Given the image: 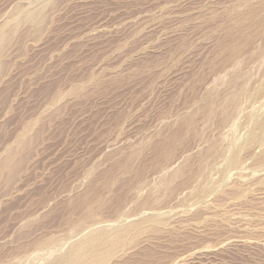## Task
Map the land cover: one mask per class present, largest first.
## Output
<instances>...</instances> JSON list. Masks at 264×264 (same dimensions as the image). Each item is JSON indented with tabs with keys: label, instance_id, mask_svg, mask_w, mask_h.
<instances>
[{
	"label": "rangeland",
	"instance_id": "obj_1",
	"mask_svg": "<svg viewBox=\"0 0 264 264\" xmlns=\"http://www.w3.org/2000/svg\"><path fill=\"white\" fill-rule=\"evenodd\" d=\"M240 1L0 0V264H29L44 238L72 237L62 250L87 229L138 222L147 230L112 264H264V169L249 143L264 69L231 130L220 111L205 119L232 74L225 11ZM41 8L37 24L14 21ZM177 136L175 149L162 144ZM221 137L231 152L244 146L238 165L212 153ZM201 161L213 164L194 174ZM181 165L154 213L139 211Z\"/></svg>",
	"mask_w": 264,
	"mask_h": 264
},
{
	"label": "bare ground",
	"instance_id": "obj_2",
	"mask_svg": "<svg viewBox=\"0 0 264 264\" xmlns=\"http://www.w3.org/2000/svg\"><path fill=\"white\" fill-rule=\"evenodd\" d=\"M225 14H226V20L228 22V28L226 31L225 43L222 48L223 49L222 53L224 52L225 54L224 56L225 62L223 63H225V69L228 72V74L230 73L232 74H230L224 80L225 87L224 86L223 87L225 89L221 97L213 100L214 97L211 98V96L208 95L209 97L206 98L208 104L206 105L205 119L207 122L212 120L217 115L218 111H220V119H221L220 122L223 124H227V126L231 130L235 126L236 119L240 115L245 114L246 104L250 99L252 100L254 94L255 97L258 98L260 97L264 99V76L258 83L254 85V94L248 93L249 92L248 84L250 83V81H252V73H254L253 71L261 70L262 68L264 69V39L262 40V37H264V1L242 0L238 4H235L234 6L227 8ZM42 17H43V10L41 8L37 11L27 12L23 18L16 17L14 21L21 22L23 20V22L34 25L37 24L42 19ZM227 72H225V74H227ZM247 114H249V112ZM172 137L166 139V142L162 143V144L166 143L167 146L170 147V150L175 149L178 143L181 141L180 139L182 138L179 136H177V138L176 137L172 138ZM249 143L260 144V152L256 156L255 166L257 168L264 169V119L263 118L260 121H256V120L252 121V132ZM160 145L161 144H159V146ZM210 147L212 153L215 154V156L216 155L228 156L227 158L229 159V163L231 167V165L235 166L238 163V156L243 150L244 146H241L239 149L237 148L236 150L233 149V151L231 152L229 150L228 145L225 143V140L221 137V138H217V140H214V143H212ZM138 155H139L138 150H133L129 152L125 156V160L122 164L123 168L125 169L132 168V163L137 159ZM208 162L201 161L199 165H197L198 168L196 171H194V174L197 175L203 174L205 170L211 167L213 164ZM9 165L10 163L8 162L7 164H5V167H8ZM184 166L185 165L179 166L177 170L170 177L159 176L155 185V189L157 193L147 195L142 199L140 198L141 200L137 205L138 208H140L139 211L141 209L143 211V208L144 211H146L145 209L149 208L150 210L153 209V211L151 212L154 213V210L156 209L155 207L159 204L161 199L170 192L173 180L180 177V175L183 173ZM201 178L203 179V177ZM197 180H199V178ZM95 202L98 204H103L105 202V199L102 197H96ZM85 206H86L85 207L86 211L84 213V219H89L92 217L95 207L93 209V206L89 203H87ZM139 211L137 215L139 214ZM135 215L136 212L133 215V217H135ZM152 220L153 222H155L156 217L152 218ZM150 221L151 220L147 221V223ZM156 222H159V220L157 219ZM140 223L138 222L139 226L136 224L138 228L137 226L135 227V225L131 224L128 227L120 228V229H116L117 228L116 227L113 230H107V229L95 230L93 228L87 229V231L84 234H82V236L80 235V238L78 240H73L69 242V246L66 247V249H62V250L60 249V247H64L65 246L64 243H66L70 239L72 240L73 239L72 237L65 236L62 238H44L41 241L32 245L31 250L33 251H31V253H36V254L34 255V258L30 259L31 260L30 263L32 264H112L113 259L117 257H119L118 259H120L125 255V252H123V248H124L123 243L126 242V240H129L128 245L131 246L132 243L135 241V238L139 234H142L143 232H145V230H147L144 227L143 230ZM144 223L142 222L141 224ZM151 224L149 223L148 225ZM145 227L148 228V226ZM138 229H142L143 232L141 230H140L141 232H138L139 231ZM134 230H138V231L134 232ZM128 245H125L124 243L126 249ZM58 248L60 250H57ZM125 248L124 250H126ZM46 249H54L55 251L51 254L41 256L42 254L40 251H44ZM38 252L40 254H38ZM31 253L28 252L27 255L29 254L31 255ZM28 257L29 256H27V258ZM16 259L12 261L16 260V262L18 263L19 262L18 258ZM12 261L9 264H16V262L13 263Z\"/></svg>",
	"mask_w": 264,
	"mask_h": 264
}]
</instances>
